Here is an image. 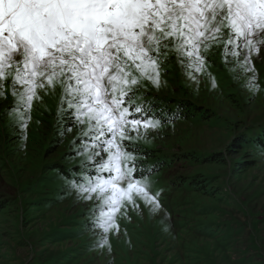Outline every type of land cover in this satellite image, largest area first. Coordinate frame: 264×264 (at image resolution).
<instances>
[{
  "label": "rangeland",
  "instance_id": "1",
  "mask_svg": "<svg viewBox=\"0 0 264 264\" xmlns=\"http://www.w3.org/2000/svg\"><path fill=\"white\" fill-rule=\"evenodd\" d=\"M227 40L225 27L219 39L201 47L200 71L165 49L158 85L145 76L132 86V103L143 94H167L207 114L194 116L186 107L187 118L146 132L141 127L139 136L130 132L122 143L134 162L157 150L176 158L171 169L137 179L159 193L160 207L153 210L135 197L137 207L126 203L107 233L95 223L99 198L86 199L55 169L58 158L96 168L89 159L93 137L84 135L87 117L77 119L56 83L36 89L22 123L12 111L14 71L9 73L0 89V264H264V150L238 144L264 120V51L252 54L248 67L255 71H245L242 56L226 55ZM182 153L194 161L177 159ZM211 153L219 161L206 162ZM191 178L194 183H187ZM38 179L53 196L37 190ZM172 180L178 182H167Z\"/></svg>",
  "mask_w": 264,
  "mask_h": 264
},
{
  "label": "snow or ice",
  "instance_id": "2",
  "mask_svg": "<svg viewBox=\"0 0 264 264\" xmlns=\"http://www.w3.org/2000/svg\"><path fill=\"white\" fill-rule=\"evenodd\" d=\"M225 27L226 55L242 56L245 71H255L248 66L253 53L264 51V0H0V89L14 71L12 111L22 123L36 89L56 83L77 119L87 117L84 135L93 137L89 159L96 175L73 186L86 199L99 198L95 223L104 233L117 227L115 213L126 203L137 207L135 197L153 210L160 207L159 193L134 178L135 156L122 143L130 132L139 136L141 127L146 132L160 123L137 118L132 109L144 111L140 105L125 106L132 86L145 76L158 85L165 49L200 71L201 47L219 39Z\"/></svg>",
  "mask_w": 264,
  "mask_h": 264
},
{
  "label": "trees",
  "instance_id": "3",
  "mask_svg": "<svg viewBox=\"0 0 264 264\" xmlns=\"http://www.w3.org/2000/svg\"><path fill=\"white\" fill-rule=\"evenodd\" d=\"M132 98V97H131ZM140 101L138 103H132L131 99L128 101V103L125 106H135V105H140L144 111L140 113H135L134 112V107H133V114L137 117L140 118L142 116H147L150 119H155L160 121L159 124L167 123L173 120H179L182 118H187V116L190 115L189 111H186V107H190L191 110L194 112L193 115L195 116L196 114H207L205 112V108H202L200 110L196 109V105L192 104L191 102H187L186 99L183 97H175L172 95H167V94H160V93H147L140 95ZM198 107V106H197ZM200 116V115H198ZM253 126V125H252ZM243 137L239 140V145H244L247 143H253L257 147L261 148L264 150V120L258 124L255 127L249 128L248 130L245 131V133L242 135ZM237 146V145H235ZM246 146V145H244ZM159 152L150 155V153L144 154L146 158L141 161V162H134V172L133 176L135 179L141 178L143 176H148L157 172H160L162 170H167L171 169L172 164V158H176V156L168 155V152H160V150H157ZM186 154V153H185ZM181 154L177 156V159L180 158V160L185 159L188 160L189 162L194 161V158L190 154ZM61 162L59 164L55 165V169L59 171L65 179H70V181L75 182L77 184L79 183H85V176H92L95 177L96 175V168H91L89 166H80L77 164L70 165L68 162H63L65 160H62L58 158ZM218 154L211 153L209 154L205 160L206 162H214V161H219ZM102 174V173H101ZM104 174V173H103ZM105 178L107 177L108 173L105 172L104 174ZM176 179V178H175ZM179 182L184 183L185 181H182V179H178ZM188 180V179H187ZM172 185V182H178L172 180L167 181ZM36 187L37 190L40 192L48 193L53 196L52 191H50V188L46 187V182L45 180H37L36 182ZM189 184H193L194 181L192 178L188 180ZM186 183V185H187ZM191 186V185H190ZM188 185V188H190ZM51 196V197H52ZM53 200L54 197H52ZM4 201H0V205L3 206ZM0 206V208L2 207Z\"/></svg>",
  "mask_w": 264,
  "mask_h": 264
}]
</instances>
